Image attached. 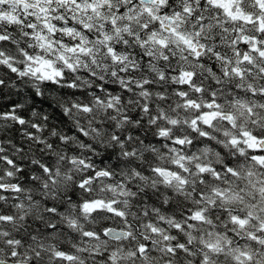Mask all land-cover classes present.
I'll list each match as a JSON object with an SVG mask.
<instances>
[{"label": "clouds", "instance_id": "1", "mask_svg": "<svg viewBox=\"0 0 264 264\" xmlns=\"http://www.w3.org/2000/svg\"><path fill=\"white\" fill-rule=\"evenodd\" d=\"M29 2L31 11L48 10L50 25L74 20L54 47L22 49L40 44L16 34L32 19L16 0L0 4L21 18L14 30L7 19L0 24L10 38L0 42V264H204V256L208 264H264V165L249 147L264 139V57L249 51L250 61L237 63L245 38L264 50L260 0H234L235 20L200 0H145L122 15L117 6L130 10L133 0H97L83 35L72 0ZM184 40L204 46L199 57ZM24 51L52 61L63 78L34 75ZM212 93L220 107L205 109ZM189 212L203 221L189 223Z\"/></svg>", "mask_w": 264, "mask_h": 264}, {"label": "snow or ice", "instance_id": "2", "mask_svg": "<svg viewBox=\"0 0 264 264\" xmlns=\"http://www.w3.org/2000/svg\"><path fill=\"white\" fill-rule=\"evenodd\" d=\"M6 2V0H0V4H4ZM17 5H18V10L22 7L23 8V15L29 16L32 19V23L26 25V31L21 33V32H17V36L19 37L20 35L24 36V39L27 41H40V44H25V43H21V47L22 49H32V48H37L40 52L43 51V46L44 45H48V46H53L54 47V41L57 38V33L58 31L63 32L64 31V24H67L69 26L68 31L71 32L72 31V23L74 20V17H71L69 19H64L63 17H60L58 20L54 19V24L50 25L48 23V20L50 19L49 15H47V9L44 8H36V11H31V8H35L36 6L33 4H30L29 0H16ZM49 2H51V0H49ZM57 2H59V0H57ZM73 4L75 5V7L77 8V13L80 14L82 16L81 19V24L77 25V28H80L82 25L83 28V32L81 33V35H83V33H87L89 30V25L85 24L83 21L85 19H90L91 18V14L96 12L97 10V0H72ZM149 2H155V0H149ZM261 2V7H264V0H260ZM144 5L145 4V0H133L132 2V7L131 9H125L124 7H120L119 5L116 8V13L117 14H123L125 11H135V7L136 5ZM200 4L201 7H203L204 4L207 5H211L213 8H220L223 10L224 14L228 17H231L233 20H235L237 18V14L240 12L239 8H236L235 11H233V7H234V0H200ZM87 5V7L85 6ZM99 7L101 9V11L105 10V8H110V4L105 6L104 4H99ZM144 11H147L150 15H152V19L156 20L157 17L156 15H154L152 13V9L151 8H144ZM206 10V9H205ZM52 11H56L55 9H53ZM185 12H191V9H184ZM39 13V15L37 14ZM175 15L178 17L180 15L179 12H176ZM219 16L220 13L218 12L216 14V18L217 20H219ZM123 18V16H122ZM5 19H7V24L9 27V30H14L13 26L16 23H21V18L20 17H16L15 15L12 14H6L3 11H0V24H3ZM97 19H99V17H97ZM171 22H174V18H169ZM205 18L203 16H201V20H204ZM37 21H39V24L37 23ZM207 22V21H205ZM110 23L115 26L117 24V21L115 19V17H113L110 21ZM162 25V22H160ZM103 25H97V28L102 27ZM144 27L147 29V25H144ZM261 29L264 30V24L261 25ZM203 28L202 26L200 27V31H202ZM210 30H211V26H210ZM171 31L175 32V29H171ZM200 31L196 32V35L199 36L200 35ZM51 32L52 36H53V41L50 42L47 39V34ZM233 35H235V32L233 33ZM90 39H97V38H90ZM181 39L183 40L184 38L181 36ZM215 39V38H214ZM6 40H10V38L3 36V34H0V42L6 41ZM77 43H82V40H78ZM156 43H158L159 45H161L162 47H167V43L164 40H157ZM184 43L188 46L191 47V49L193 51H195L197 53V57H199L200 54V50L201 48H203V45L200 46H194L195 42L194 41H188V40H184ZM249 43L250 41L245 38L242 41H239V45L240 47H243L245 49V52L242 56V59L240 61H238L237 63H245V62H249L250 61V57L247 55V52L251 51L254 53H258L260 57H264V50H261V48L259 47L258 43L254 44L252 47H249ZM12 46V45H10ZM60 46L63 47L64 46V41L61 40L60 41ZM143 46V45H141ZM14 47V46H13ZM69 52H76L77 51V46L73 45V47L68 49ZM80 52H83L84 54H87V52L89 51V49H84V48H80L79 49ZM108 51L114 52V50L112 48H109ZM217 55H219V53H217ZM235 55L240 56L241 53L239 52V50H237V52L235 53ZM23 56L30 61V64L36 65L35 68L31 69L33 74L35 75V73L40 72L42 74L43 77L51 79V80H55V77L59 76L61 78H63V71H56V69L53 67L52 65V61L47 60V59H42L40 56H33L30 55L28 51H24L23 52ZM62 60H64V63L66 64V66L68 68H72L73 66L64 58V56L61 54L60 57ZM165 59H167V57H165ZM230 63V61H229ZM23 67V66H22ZM49 68L51 69V72L48 71H44L45 68ZM213 69L215 70V66L213 65ZM234 72H236L239 76H243V73L241 72V70L239 68H233L232 69ZM5 71H7V69H5ZM16 68H12L11 69V74H15L16 73ZM174 75H179V76H184V75H190V73H186L182 70H179L175 73H173ZM21 75H23V73H21ZM160 79H163V77L161 76ZM188 83H191V81L189 80ZM72 87H75V85H71ZM180 96H185L186 93H177ZM163 98V97H161ZM229 99H231V93H229ZM193 102L192 101H188L187 104L191 105ZM109 107H111V104L109 105ZM195 107L197 109L200 108L199 103L195 104ZM205 109H213V108H219L220 107V102H218L216 100V94L212 93L210 98H209V102H207L204 105ZM262 107H264V105H262ZM85 111L89 110V109H84ZM147 110V109H146ZM0 111H3V109H0ZM247 111L249 113L252 112V109L249 107L247 109ZM202 115L204 116H211L212 118H216L217 116H223V113H216V112H205ZM231 118V114H229L228 117H226V119H230ZM205 124H207V120L204 121ZM19 124H23V120H19L18 121ZM196 121H193V124H195ZM162 135H166V131L162 130ZM243 136H247L249 135L248 133H242ZM232 143H239L241 141L234 139L233 141H231ZM173 143L177 144V145H183L184 144V140L182 139H177L175 140ZM189 143H191V141H189ZM259 145H261V147H253V146H249L251 151H253L255 154L252 156V159L258 161L261 165H264V139H260L258 141ZM13 161H9V163H12ZM181 167H183V165H181ZM199 167V170L201 173H204L206 171H208V169H205L203 167L197 166ZM154 171L160 175H164V171L157 168L154 169ZM187 171V170H185ZM227 171L229 173H233V169L231 167H229L227 169ZM21 172L23 173V169H21ZM107 174V173H106ZM169 175H171L172 173H168ZM217 177H218V173H217ZM170 182V181H169ZM181 183H185V181H181ZM81 187H83V184L80 185ZM219 195L221 197H223V193H219ZM202 196V194H201ZM100 203V202H97ZM84 208L87 209L89 208V204L85 203L84 204ZM122 215V213H121ZM3 219H11V217H7L4 216L2 217ZM187 219L189 220V223H192L193 221L196 220H200L203 221L204 217L202 212H189L187 213ZM233 222H237L238 218L236 216L232 217ZM238 222L243 225L245 223V221L243 219H239ZM149 224H151V222H149ZM179 227V226H177ZM153 232L156 231L155 228L151 229ZM183 239V238H181ZM179 247L181 249H184V244L181 243L179 245ZM208 249H212L214 246L209 244L207 245ZM145 250V247L142 245L140 248V251L143 252ZM169 251H173V249L169 248ZM57 255H62L61 253H58ZM246 255V254H245ZM68 259H71V257H68ZM203 261L204 264H208V257L204 256L203 257ZM197 264H199V261L197 262Z\"/></svg>", "mask_w": 264, "mask_h": 264}]
</instances>
